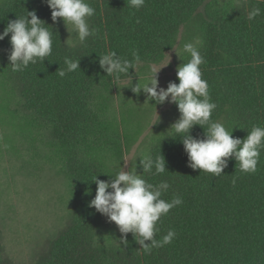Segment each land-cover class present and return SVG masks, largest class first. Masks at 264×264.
Masks as SVG:
<instances>
[{
	"label": "trees",
	"instance_id": "16d2710c",
	"mask_svg": "<svg viewBox=\"0 0 264 264\" xmlns=\"http://www.w3.org/2000/svg\"><path fill=\"white\" fill-rule=\"evenodd\" d=\"M217 2L145 0L136 10L127 0H89L95 9L89 26L95 33L76 47L65 44L44 0L0 4V32L9 20L32 10L53 32L52 54L17 72L8 64L10 34L0 40V72L16 85L24 107L50 128L69 182V222L33 264H264V149L254 173L240 172L231 158L223 174L213 176L188 166L179 136L155 142L149 154L163 155L167 170L141 175L154 185L167 181L170 188L162 198L179 196L182 204L160 218L155 238L162 239L169 229L177 235L149 254L132 233L126 235L127 245L120 242L119 230L102 235L101 214L88 206L96 190L93 177L105 180L102 172H107L103 151L108 127L99 126L90 97L94 88L115 81L98 63L99 56L109 51L134 63V54L139 56L136 66L156 62L193 22L203 41L198 47L205 59L200 65L202 78L217 105L211 119H224L231 135L241 139L253 125L264 127V2L242 0L241 6L231 9ZM255 7L262 9L261 14L248 20ZM65 57L79 59L80 69L60 77L57 72L66 69ZM190 134L203 138L204 129L195 125ZM233 177H238L235 185ZM86 189L90 195H85ZM0 264H16L5 254L1 232Z\"/></svg>",
	"mask_w": 264,
	"mask_h": 264
},
{
	"label": "clouds",
	"instance_id": "9594fccd",
	"mask_svg": "<svg viewBox=\"0 0 264 264\" xmlns=\"http://www.w3.org/2000/svg\"><path fill=\"white\" fill-rule=\"evenodd\" d=\"M44 2L51 10V20L56 22L57 18H62L66 26L71 25L72 32L81 45L88 37L94 35L95 29L90 28L88 18L95 14V9L87 0H44ZM127 2L130 8L136 10L145 4V0H127ZM261 12L262 9L259 7L252 8L248 13V20H253ZM45 25L47 24L36 15L35 10H32L15 20H9L0 32V40L10 34L11 49L8 54V64L11 65L13 72L23 71L30 63L35 64L38 60L42 63L52 54L53 32ZM202 43L203 41L197 38L194 42L183 45V51L190 55V59L177 67L176 75L179 83L170 81L166 88H158L157 73L161 67L169 63V56L166 63L151 68V76L143 84L137 81L134 85L129 69H134L136 73L139 56L134 54L136 62L134 63L115 51H109L99 56L98 63L107 76L116 81H120L122 76L127 77L121 86L131 87V91L137 94L143 91L147 102L151 99L157 104H163L167 100L176 104L180 115L170 125L167 130L170 134L166 136L173 138L179 136L187 154L188 166L193 170L199 169L200 172L220 176L228 166L229 159L234 158L240 172L254 173L257 170L261 150L264 149V127L253 125L251 130L247 131L246 137L241 139L231 135L232 129L228 130L221 122L211 119L217 105L211 101L208 83L202 78L200 65L205 63V59L197 47ZM173 50L177 53L175 48ZM64 63L66 69H59L57 72L60 77H64L66 72L80 69L79 59L72 60L65 57ZM158 121L159 117L156 113L149 128ZM195 125L204 129L203 138L190 134V130ZM137 156L140 157L142 173L158 175L167 170L165 159L161 154L155 158L146 154L116 161L111 173L102 172L112 178L101 180L96 175L93 177L96 190L94 197L88 201V206L106 216L108 221L115 223L121 234V243L127 245L126 235L132 233L136 243L146 254H149L153 247H163L171 243L177 235L174 229H169L162 239L155 238L159 232L157 222L171 209L182 204V198L174 196L168 201L163 199V193L170 188L169 183L160 181L154 185L138 174ZM125 167L127 170H124ZM237 179L238 177H233V185ZM90 194L91 190L86 189L85 195Z\"/></svg>",
	"mask_w": 264,
	"mask_h": 264
},
{
	"label": "rangeland",
	"instance_id": "374dc122",
	"mask_svg": "<svg viewBox=\"0 0 264 264\" xmlns=\"http://www.w3.org/2000/svg\"><path fill=\"white\" fill-rule=\"evenodd\" d=\"M6 1L0 0V4ZM241 3L218 0L217 5L231 9ZM56 25L68 47L80 44L71 25L66 26L62 18H57ZM197 34V26L189 22L173 47L179 55L172 48L156 62L137 65L136 73L133 69L130 74L132 84H143L151 76V68L166 63L168 56L169 63L157 73L158 88H166L170 81L178 84L177 67L190 59L183 45L194 42ZM126 79L91 90L90 104L101 120L99 126L108 127L103 151L107 173L112 172L116 161L149 154L155 142L170 134L167 130L180 115L175 103L147 102L143 91L137 94L131 87L121 86ZM156 113L159 121L149 128ZM54 147L50 128L24 107L16 85L0 72V232L5 254L16 264H33L71 217L69 182ZM139 161L137 156L136 172L142 174ZM110 178L106 174L104 179ZM99 229L106 237L118 227L101 214Z\"/></svg>",
	"mask_w": 264,
	"mask_h": 264
}]
</instances>
